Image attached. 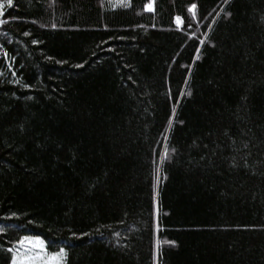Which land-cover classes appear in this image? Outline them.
<instances>
[{"label": "trees", "instance_id": "obj_1", "mask_svg": "<svg viewBox=\"0 0 264 264\" xmlns=\"http://www.w3.org/2000/svg\"><path fill=\"white\" fill-rule=\"evenodd\" d=\"M0 4V264H264V0Z\"/></svg>", "mask_w": 264, "mask_h": 264}, {"label": "snow or ice", "instance_id": "obj_2", "mask_svg": "<svg viewBox=\"0 0 264 264\" xmlns=\"http://www.w3.org/2000/svg\"><path fill=\"white\" fill-rule=\"evenodd\" d=\"M7 6L9 8L12 7V0H7ZM0 8H3L2 4H0ZM195 8L196 5H192L189 8V11L193 12V19H195ZM147 10H152L151 4L147 6ZM2 15L3 13L0 12V16ZM180 23L181 21L179 17H177V24L179 25ZM5 57H7V53H5ZM12 74L15 75V73ZM225 134L227 135V133ZM233 144H235V141H233ZM243 147L247 148L248 143H244ZM165 156H167V152H165ZM232 166L235 167V164ZM157 173H159V169H157ZM157 179H159V175H157ZM0 231H3V229H0ZM117 235L119 234L117 233ZM19 248L24 250V254L17 253L13 248L7 249V252L12 254L10 256L11 264H66L67 253L64 247H59L53 251H48L46 250L45 242L43 240L34 239L28 235H24L23 239L19 242Z\"/></svg>", "mask_w": 264, "mask_h": 264}, {"label": "rangeland", "instance_id": "obj_3", "mask_svg": "<svg viewBox=\"0 0 264 264\" xmlns=\"http://www.w3.org/2000/svg\"><path fill=\"white\" fill-rule=\"evenodd\" d=\"M2 5H3V4H2ZM3 10H4V5H3V8H0V12L3 13ZM0 17H1V16H0ZM34 239H40V238H34ZM40 240H42V239H40ZM16 252H17V253H20V254H24V250L21 249V248H19V245H18V247H17Z\"/></svg>", "mask_w": 264, "mask_h": 264}]
</instances>
